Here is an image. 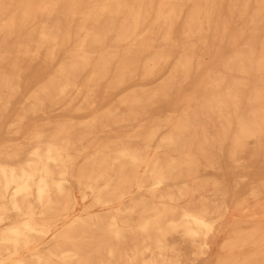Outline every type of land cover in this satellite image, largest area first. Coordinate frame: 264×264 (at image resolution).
<instances>
[{"label": "bare ground", "instance_id": "1", "mask_svg": "<svg viewBox=\"0 0 264 264\" xmlns=\"http://www.w3.org/2000/svg\"><path fill=\"white\" fill-rule=\"evenodd\" d=\"M0 264H264V0H0Z\"/></svg>", "mask_w": 264, "mask_h": 264}, {"label": "rangeland", "instance_id": "2", "mask_svg": "<svg viewBox=\"0 0 264 264\" xmlns=\"http://www.w3.org/2000/svg\"><path fill=\"white\" fill-rule=\"evenodd\" d=\"M235 24H237L236 22H234ZM246 26V25H243V24H240V26ZM179 38V37H178ZM232 37L231 36H229V34H227V35H225L224 37H223V39L225 40V42L228 40V39H231ZM180 40L181 41H183L181 38H180ZM197 42V41H196ZM187 43V42H186ZM192 43V42H191ZM70 45H72L71 43H70ZM69 45V48L71 47ZM187 45H188V43H187ZM195 46H197V48H199V50L201 51H203V55H202V63L205 65V66H203L204 68L202 69V70H200L201 72L202 71H204V69L206 68V67H208V66H211L212 65V59L210 58V51L212 50V47H210L209 49H207L206 51H205V47H203V45H199L198 43H195ZM157 50H159L160 49V47H157L156 48ZM204 49V50H203ZM229 49H230V46H226L225 45V47H222L220 50H219V52H217V57L218 58H220V59H222V60H224L228 55L227 54H229L228 53V51H229ZM61 55H63L62 54V52L60 53V56ZM58 57V59H60L61 57ZM145 57H146V55L143 53V55H142V61H144V59H145ZM178 79V78H177ZM186 81H188V80H186ZM185 81V82H186ZM150 86V84H147V85H145V87H149ZM132 89H137V88H139V86L138 85H134V86H132L131 87ZM176 89H177V87L175 88V87H173V89H171L170 90V92H169V95H170V97H171V95L173 96V103H175V102H179L180 101V99H181V97H183V91H181V93H177V91H176ZM24 97V93H19V94H17V96L15 97V98H12V103H13V105H12V107L10 108V110L11 111H13V110H15V109H17L18 108V104H19V100L21 101V99ZM23 100V99H22ZM19 109V108H18ZM41 118V116H39V117H36L35 119L33 118V119H31V118H29V121L31 122V121H33V120H39ZM49 118H51V119H55L56 117L54 116V115H51V117H49ZM34 122V121H33ZM11 134H5V136H8V138H9V136H10ZM227 178L229 179V186H230V188L232 187V183H231V175H227ZM242 198V197H241ZM240 215H242V213H240Z\"/></svg>", "mask_w": 264, "mask_h": 264}]
</instances>
